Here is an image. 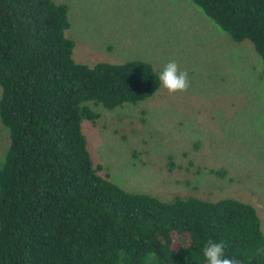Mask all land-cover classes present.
Returning a JSON list of instances; mask_svg holds the SVG:
<instances>
[{
	"label": "trees",
	"instance_id": "16d2710c",
	"mask_svg": "<svg viewBox=\"0 0 264 264\" xmlns=\"http://www.w3.org/2000/svg\"><path fill=\"white\" fill-rule=\"evenodd\" d=\"M236 43L248 41L264 76V0H190ZM68 8L0 0V121L10 144L0 167V264H206L203 245L264 264L255 208L235 198L163 201L114 184L90 157L82 122L136 105L160 71L132 60L74 61Z\"/></svg>",
	"mask_w": 264,
	"mask_h": 264
},
{
	"label": "rangeland",
	"instance_id": "374dc122",
	"mask_svg": "<svg viewBox=\"0 0 264 264\" xmlns=\"http://www.w3.org/2000/svg\"><path fill=\"white\" fill-rule=\"evenodd\" d=\"M68 8L73 59L93 66L177 62L190 86L113 110L82 130L94 166L120 188L163 201L235 198L264 233V76L252 44L236 43L190 0H53ZM1 97V88H0ZM10 144L0 121V167Z\"/></svg>",
	"mask_w": 264,
	"mask_h": 264
},
{
	"label": "clouds",
	"instance_id": "9594fccd",
	"mask_svg": "<svg viewBox=\"0 0 264 264\" xmlns=\"http://www.w3.org/2000/svg\"><path fill=\"white\" fill-rule=\"evenodd\" d=\"M162 87L169 94L185 92L190 86L187 71H182L177 62H168L159 75ZM226 242L209 239L202 248L206 264H239V261L225 256Z\"/></svg>",
	"mask_w": 264,
	"mask_h": 264
}]
</instances>
